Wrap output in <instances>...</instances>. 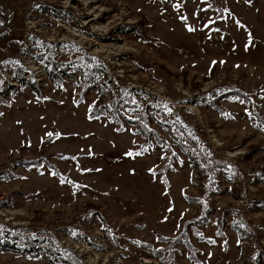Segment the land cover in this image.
<instances>
[{"label":"rangeland","instance_id":"1","mask_svg":"<svg viewBox=\"0 0 264 264\" xmlns=\"http://www.w3.org/2000/svg\"><path fill=\"white\" fill-rule=\"evenodd\" d=\"M1 225L58 252L0 264H264V0H0Z\"/></svg>","mask_w":264,"mask_h":264},{"label":"trees","instance_id":"2","mask_svg":"<svg viewBox=\"0 0 264 264\" xmlns=\"http://www.w3.org/2000/svg\"><path fill=\"white\" fill-rule=\"evenodd\" d=\"M216 10H220L221 15L223 14L222 8L217 7ZM50 61H51L50 64L52 65V67L54 66V70L51 74V77L53 79H54V77L59 76L61 73H67L66 70L63 69L66 66L58 64L53 57L50 58ZM93 69H95L97 71V67L95 65H93ZM93 69H92V72H91L90 76L88 77V79L92 82H95V80H93L94 79ZM20 75H21V72H20ZM21 79H22V82H24V79L23 78H21ZM33 87H35V86H33ZM226 95L227 94H225V93L219 94V96L221 98L226 96ZM121 101H122V99L119 98L118 101L116 102V104H119ZM209 103L214 104L215 101L210 100L208 102V104ZM147 109L150 110L151 108L147 107L145 110L147 111ZM94 110L97 113H102L105 115H107L108 113L114 114L112 109L108 110V108L106 107V105L104 103L99 104ZM220 110H222V109H220ZM128 120L132 121L134 123V125L137 126V129L143 132L144 137L146 138V141L149 144H151L152 141H156L160 145H165V146L168 145V141L166 140V138L164 136H162L158 131H155L154 129L149 127L148 124L144 120H141V119H138V121L137 120H131V119H128ZM176 131L178 133H180V135H182V136L185 134L184 127L181 125L176 126ZM183 145H184L185 149L188 151L192 161L196 164L200 175H202V176L208 175L209 176L208 179H211V178L213 179L214 178L213 171L215 169H217V167H227V163H224L221 161L219 162L218 160H216L212 156V154H210L209 158L204 157V159H202V155H204L206 151L199 150L200 147L198 144H196L193 147H189L187 144H184V143H183ZM30 163H32V165H34V162H30ZM52 166L55 169L54 165H52ZM55 172L58 173V170L55 169ZM212 185H214L215 187L219 186V185L217 186L214 181L211 183L209 181H207L206 183L202 184V190H204L205 187H206V189H208ZM96 210H99V209L92 210L93 211L92 213H95ZM233 213H234V211H233ZM222 219L224 220V218H222ZM223 224H224V222H223ZM9 226H5V228H3L1 225V227H0V249H2L4 251H14V252H21V253L25 252L26 254H32V255H35L36 257H39L42 254L51 253L53 251L57 255V253L55 251H57L58 245L54 242L53 238H52V240L50 238L45 240V241H48V245L46 248H42V246L40 245V243H39L40 239L46 238V237H51V236L44 235L45 232H40L39 236L35 237L31 233H24L23 231H21L22 230L21 227L15 231V229L11 228L12 226H10V227ZM70 235L74 239H76L77 237H80L81 234L80 233L75 234L72 231V233H70ZM21 236L24 237V240L21 239ZM21 245L25 246V248L22 249L20 247ZM69 260H70V258H68L67 261H69Z\"/></svg>","mask_w":264,"mask_h":264},{"label":"snow or ice","instance_id":"3","mask_svg":"<svg viewBox=\"0 0 264 264\" xmlns=\"http://www.w3.org/2000/svg\"><path fill=\"white\" fill-rule=\"evenodd\" d=\"M49 135H51V133H49ZM129 155H131V153H129Z\"/></svg>","mask_w":264,"mask_h":264}]
</instances>
